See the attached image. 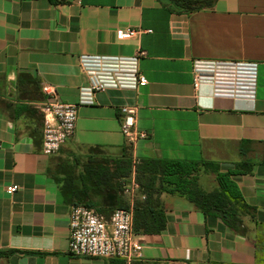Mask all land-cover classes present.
Segmentation results:
<instances>
[{
    "label": "crops",
    "instance_id": "1",
    "mask_svg": "<svg viewBox=\"0 0 264 264\" xmlns=\"http://www.w3.org/2000/svg\"><path fill=\"white\" fill-rule=\"evenodd\" d=\"M123 29L151 33L121 42ZM137 52L144 54L140 70L148 83L136 91L111 89L80 105L74 136L44 154L42 87L76 104L87 85L82 55ZM196 59L257 63L254 102L215 97L208 85L195 91ZM122 106L137 107V128L147 139L126 142ZM93 150L112 158L127 151L134 165L209 163L195 174L206 193L219 189V173L253 164L232 177L240 202L251 208L243 216L246 235L158 177L156 186L168 189L156 195L166 229L137 234L143 247L131 264H264V0H218L192 13H173L160 0H0V264H125L69 253L71 205L50 171L61 162L84 163ZM133 183L134 195L126 194L132 209L140 191L136 171L126 186ZM12 186L17 190L10 193Z\"/></svg>",
    "mask_w": 264,
    "mask_h": 264
},
{
    "label": "built area",
    "instance_id": "2",
    "mask_svg": "<svg viewBox=\"0 0 264 264\" xmlns=\"http://www.w3.org/2000/svg\"><path fill=\"white\" fill-rule=\"evenodd\" d=\"M143 32L151 33V30H119L118 39L121 42L137 40ZM143 55V52L131 56L82 55L79 64L86 75L87 85L80 88V99L76 104L58 101L55 90L44 85L42 92L48 99L41 106L44 116L42 152L53 155L74 136L80 105L93 104L96 95L111 89L136 91L144 87L148 80L140 70ZM192 75L195 91L208 85L215 97L250 102L256 98L258 64L255 62L196 59ZM120 120L121 132L128 144L147 139L146 132L137 128L136 106H122ZM136 189L137 184L133 183L125 187V193L132 197ZM16 190V186L8 188L10 193ZM69 230V253L73 256L117 258L131 264L143 247L134 231L132 207L116 209L105 216L85 205H73Z\"/></svg>",
    "mask_w": 264,
    "mask_h": 264
},
{
    "label": "trees",
    "instance_id": "3",
    "mask_svg": "<svg viewBox=\"0 0 264 264\" xmlns=\"http://www.w3.org/2000/svg\"><path fill=\"white\" fill-rule=\"evenodd\" d=\"M49 1L58 3L66 0ZM160 1L173 13H192L210 9L218 0ZM93 151L97 154L89 156L84 163L78 160L61 162L50 171L54 180L62 184L61 194L69 205H85L102 215H109L116 209H127L125 187L132 172L136 171V182L140 187L139 195L133 202L134 231L137 234L157 235L166 229V211L156 195L168 189L161 184L156 186L158 177L163 178L173 192L186 196L205 214H213L235 233L247 234L243 216L251 208L240 202L242 196L232 177L249 172L253 164L243 162L235 165V170L231 172L219 173V189L206 193L200 188L195 174H199L201 166L209 167V163L148 159L134 165L127 151L118 158H112L100 150Z\"/></svg>",
    "mask_w": 264,
    "mask_h": 264
}]
</instances>
